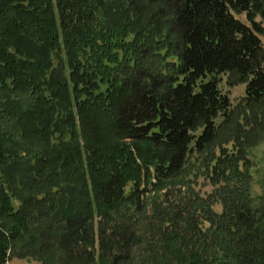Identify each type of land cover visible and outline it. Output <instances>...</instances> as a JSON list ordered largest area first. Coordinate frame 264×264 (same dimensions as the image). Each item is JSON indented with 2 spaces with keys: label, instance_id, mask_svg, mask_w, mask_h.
I'll return each instance as SVG.
<instances>
[{
  "label": "trees",
  "instance_id": "1",
  "mask_svg": "<svg viewBox=\"0 0 264 264\" xmlns=\"http://www.w3.org/2000/svg\"><path fill=\"white\" fill-rule=\"evenodd\" d=\"M262 37L264 0H0V264H264Z\"/></svg>",
  "mask_w": 264,
  "mask_h": 264
},
{
  "label": "rangeland",
  "instance_id": "2",
  "mask_svg": "<svg viewBox=\"0 0 264 264\" xmlns=\"http://www.w3.org/2000/svg\"><path fill=\"white\" fill-rule=\"evenodd\" d=\"M243 21H246L245 16H241ZM259 21H261L259 19ZM262 41L264 44V37H262ZM221 88L225 93H228L230 99L232 100L233 106L236 107L240 101L245 96V85H238L236 87L230 88L226 84V77L221 78ZM258 122H255V124ZM252 129V132H255L258 135V138H254V142L252 149L248 151V157L251 161V174H252V191L254 193V197H260L264 195V125H255ZM257 126V127H255ZM244 127L248 130L250 129L249 125H244ZM248 130L246 132H250ZM248 141H250L248 139ZM207 160V157L205 156ZM203 157L199 155H194L190 161L187 171L185 172L184 177V185L187 189H192L195 194H198L200 198H207L212 192H214L215 188L211 185L209 180L207 179V175L205 169L207 167V161ZM174 183H168L166 189L162 190L159 194H151V197H157L161 195L167 190H171ZM178 186V185H177ZM178 188V187H177ZM184 188V189H186ZM214 211L217 213L222 212V206L220 203L214 206ZM11 264H40L39 262L29 260V259H18L14 258Z\"/></svg>",
  "mask_w": 264,
  "mask_h": 264
}]
</instances>
